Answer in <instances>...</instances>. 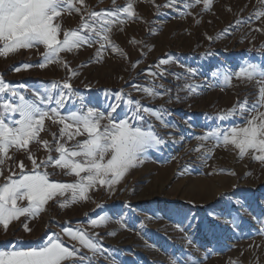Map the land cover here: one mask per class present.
<instances>
[{
	"label": "rangeland",
	"instance_id": "rangeland-1",
	"mask_svg": "<svg viewBox=\"0 0 264 264\" xmlns=\"http://www.w3.org/2000/svg\"><path fill=\"white\" fill-rule=\"evenodd\" d=\"M127 2L115 0L119 7ZM185 3L192 6L185 8ZM166 4L167 0H135L136 17L111 28L110 40L120 51L106 44L97 56L99 42L82 45L61 53L67 68L62 62L39 67L43 45L0 56V77L12 86H25L20 91L26 98H34L33 90L42 93L52 81L67 79L89 107L107 114L105 90H123L146 107L163 106V119L169 125L148 118L164 143L148 147L113 190L94 188L88 200L60 207L58 201L71 197L66 192L28 221L30 233L14 222L7 233L0 229V242L19 238L35 244L68 226L95 234L102 244L104 252L95 255L80 249L81 255L92 257L91 264H264V165L250 156L240 159L232 145L217 146L213 139H198L218 125L242 124L235 117L219 121L216 114L238 100L247 97L252 103L256 99L255 80L233 77L227 86L218 83L212 72L218 68L236 71L245 61L264 66V15L257 18L258 12L264 13V0H211L207 9L203 0L198 4L176 0L175 7ZM77 7L81 13L63 14V29L77 28L85 8L112 10L113 0H84ZM161 59L169 63L157 67ZM25 63L32 67L14 70ZM150 72L158 75L153 78ZM153 84L164 86L157 91H170L153 99L134 88ZM185 84L194 85V90L185 89ZM77 108L79 100L69 101L60 112L63 115ZM60 127L46 119L40 139L49 141L54 149ZM29 150L38 162L49 155L38 142H32ZM9 155L13 159L3 165L5 176L9 167L19 171L16 165L21 161L26 170L31 168L26 151L12 148ZM47 170L54 173L50 179L59 182L77 179L59 168L49 166ZM98 216L107 217L106 223L93 227L90 220ZM61 239L65 246L80 247L63 233Z\"/></svg>",
	"mask_w": 264,
	"mask_h": 264
},
{
	"label": "snow or ice",
	"instance_id": "snow-or-ice-1",
	"mask_svg": "<svg viewBox=\"0 0 264 264\" xmlns=\"http://www.w3.org/2000/svg\"><path fill=\"white\" fill-rule=\"evenodd\" d=\"M134 2L128 0L125 6L119 7L113 0L112 10L87 11L85 8L77 28L63 29L60 23L63 14L72 11L81 13L82 9L77 4L84 5V0H0V56L7 57L19 50L43 45L45 51L39 67L62 62L67 68L68 64L61 53L79 49L82 45L91 46L99 42L97 56L106 44L111 45L113 51H120L110 40L111 28L117 22L124 23L136 17ZM193 3L198 4L200 0H193ZM210 3L211 0H203L204 8H209ZM175 4L176 0H167L165 6L175 7ZM191 6L184 4L185 8ZM261 15L264 13L258 12L257 18ZM122 16L124 19H121ZM167 63L169 60L161 59L157 67ZM30 67L32 65L25 63L14 70L19 72ZM188 72L195 74L193 69H188ZM163 74V71L159 73L161 76ZM72 75L76 73L73 71ZM150 75L155 78L158 73L150 72ZM212 76L217 78L218 83L227 86L231 85L233 77L249 82L255 80L257 96L252 103L246 97L216 114L219 121H231L235 117L240 118L242 124L218 125L198 139H213L217 146L232 145L240 159L250 156L264 165V111L261 110L264 109V66L245 61L236 71L218 68L212 72ZM22 87L25 86H12L0 77V229L5 233L14 222H19L23 230L30 233L32 228L28 221L46 211L49 201H56L66 192L70 191L71 197L58 201L60 207L88 200L89 191L94 188L113 190L140 162V156L148 147L164 143L154 125L148 122V118L154 117L164 127H169L163 119L166 115L163 106L159 109L146 107L123 90H105V98L109 101L104 105L105 114L97 107H89L83 97H78L67 79L63 82L52 81L42 93L33 90L34 98L31 99L21 93ZM194 87L192 84L184 85L190 91ZM134 88L153 99L170 91H157V88L164 86L155 84ZM76 100H79V108L62 115L60 109L65 108L69 101ZM16 114L19 118H15ZM46 119L61 126L54 149L49 141L40 139ZM52 135L56 137V133ZM77 137L83 139L77 140ZM69 141L74 143L69 145ZM32 142L42 144L49 155L38 162L29 150ZM12 148L26 151L32 166L26 170L21 161L16 165L19 171L9 167L5 176L3 165L13 159L9 155ZM52 151L57 152L58 157L54 158L50 154ZM49 166L59 168L64 175H74L77 179L72 183L50 179L54 173L47 170ZM21 217L24 219L21 220ZM106 220L107 217L98 216L90 220V224L95 227L105 224ZM61 233L77 241L80 247L65 246ZM61 233L53 232L47 239L35 244H25L19 238L0 242V264H85L86 260L91 264L92 257L81 255V248L88 249L94 255L104 252L97 236L87 230L66 226Z\"/></svg>",
	"mask_w": 264,
	"mask_h": 264
}]
</instances>
